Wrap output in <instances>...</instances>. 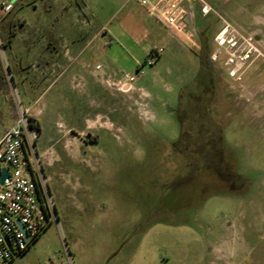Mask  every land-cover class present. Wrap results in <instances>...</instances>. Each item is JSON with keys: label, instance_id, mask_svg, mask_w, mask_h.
I'll list each match as a JSON object with an SVG mask.
<instances>
[{"label": "rangeland", "instance_id": "rangeland-1", "mask_svg": "<svg viewBox=\"0 0 264 264\" xmlns=\"http://www.w3.org/2000/svg\"><path fill=\"white\" fill-rule=\"evenodd\" d=\"M205 1L214 92L199 25L136 0H0V138L25 109L59 216L11 264H264V0ZM129 12L154 30L125 32Z\"/></svg>", "mask_w": 264, "mask_h": 264}, {"label": "built area", "instance_id": "built-area-1", "mask_svg": "<svg viewBox=\"0 0 264 264\" xmlns=\"http://www.w3.org/2000/svg\"><path fill=\"white\" fill-rule=\"evenodd\" d=\"M136 1L147 9L149 17L183 35L194 31L198 15L221 18L205 0H186V7L183 0ZM2 6L7 12L12 9L11 4ZM147 61L153 65L155 60ZM123 80L131 83L135 77L124 74ZM39 135L38 125L22 108L0 138V176L3 170L8 173L0 183V264H11L49 225L59 223L55 196L38 155Z\"/></svg>", "mask_w": 264, "mask_h": 264}, {"label": "flooded vegetation", "instance_id": "flooded-vegetation-1", "mask_svg": "<svg viewBox=\"0 0 264 264\" xmlns=\"http://www.w3.org/2000/svg\"><path fill=\"white\" fill-rule=\"evenodd\" d=\"M211 20L205 25L202 30H198V23H201L200 17L196 21V30L199 35V42L201 45V54L198 55L197 60L199 63V77L203 78V90L206 87L208 90L214 92L213 87L217 85L218 70L216 67L215 58L213 56L212 44L209 38V30L215 26L217 20ZM222 19V17L220 18ZM206 20V19H205ZM223 21V20H222ZM226 23L225 21H223ZM203 23V22H202ZM211 86V87H210Z\"/></svg>", "mask_w": 264, "mask_h": 264}, {"label": "crops", "instance_id": "crops-1", "mask_svg": "<svg viewBox=\"0 0 264 264\" xmlns=\"http://www.w3.org/2000/svg\"><path fill=\"white\" fill-rule=\"evenodd\" d=\"M124 21H128V24L125 26V32L132 36H139L143 31H153L152 25H148L149 29L146 28L144 23L142 22V18L132 12H129ZM201 26L198 30H202V23H198Z\"/></svg>", "mask_w": 264, "mask_h": 264}, {"label": "water", "instance_id": "water-1", "mask_svg": "<svg viewBox=\"0 0 264 264\" xmlns=\"http://www.w3.org/2000/svg\"><path fill=\"white\" fill-rule=\"evenodd\" d=\"M184 7L187 6V1L186 0H183V4H182ZM8 176V173L6 170H3L1 176H0V183H4L6 177Z\"/></svg>", "mask_w": 264, "mask_h": 264}, {"label": "trees", "instance_id": "trees-1", "mask_svg": "<svg viewBox=\"0 0 264 264\" xmlns=\"http://www.w3.org/2000/svg\"><path fill=\"white\" fill-rule=\"evenodd\" d=\"M46 229H47V228H46ZM46 229H45V230H46ZM45 230H44V232H45ZM44 232H43V234H44ZM43 234H41V235H40V236H39L34 242H36V241H37V240H38ZM34 242H33V243H34ZM25 253H26V252H24L22 255H24Z\"/></svg>", "mask_w": 264, "mask_h": 264}]
</instances>
